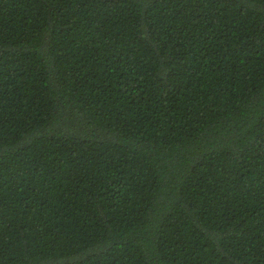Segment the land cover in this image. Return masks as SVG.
I'll list each match as a JSON object with an SVG mask.
<instances>
[{"label": "trees", "instance_id": "16d2710c", "mask_svg": "<svg viewBox=\"0 0 264 264\" xmlns=\"http://www.w3.org/2000/svg\"><path fill=\"white\" fill-rule=\"evenodd\" d=\"M0 264H264V0H0Z\"/></svg>", "mask_w": 264, "mask_h": 264}]
</instances>
